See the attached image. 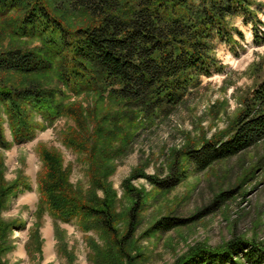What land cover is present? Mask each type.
Here are the masks:
<instances>
[{
    "label": "rangeland",
    "instance_id": "obj_1",
    "mask_svg": "<svg viewBox=\"0 0 264 264\" xmlns=\"http://www.w3.org/2000/svg\"><path fill=\"white\" fill-rule=\"evenodd\" d=\"M263 5L264 0H252L251 9L264 22ZM59 16L74 28L88 21L69 10ZM6 22L0 21V50L42 47L38 36L14 41ZM228 22L238 43L214 39L212 54L222 71L201 76L169 114L146 120L137 111L128 115L129 107L108 94L74 92L62 82L56 65L49 74L33 78L0 74L16 86L35 78L60 91L57 99L63 107L72 106L69 114L52 120L28 108L35 126L33 136L22 141L14 135L6 108L0 107L9 145L0 146V187L14 188L3 195L0 208V228L6 229L0 232L1 264H175L198 244L218 247L235 235L264 242V139L204 171H197L183 154L189 146L229 138L245 99L264 81V44L255 42L253 24L243 15ZM260 29L264 32L263 25ZM70 135L85 137L89 150L67 144ZM39 148L58 158L70 191L92 201L107 199L114 235L85 219L57 217L47 208L40 188L46 163ZM174 166L185 171L176 187L154 183L170 177ZM94 171L108 190L95 189ZM137 201L138 223L131 228L130 210ZM163 219L189 222L157 231L154 227Z\"/></svg>",
    "mask_w": 264,
    "mask_h": 264
},
{
    "label": "trees",
    "instance_id": "obj_2",
    "mask_svg": "<svg viewBox=\"0 0 264 264\" xmlns=\"http://www.w3.org/2000/svg\"><path fill=\"white\" fill-rule=\"evenodd\" d=\"M51 1L50 6L48 0H0V21L7 20L6 28L14 41L33 36L42 41L40 48L11 45L0 50V74L33 78L49 74L56 65L58 76L74 92L108 94L111 100L129 107L128 115L137 111L145 120L158 113L169 114L201 76L222 71L212 53L216 38L231 46L238 43L229 18L245 16L253 24L255 42L264 44L260 29L264 22L251 9L252 0ZM68 10L82 13L88 21L75 28L68 25L59 16ZM235 33L244 38L240 30L235 29ZM59 92L35 78L28 85L16 86L0 77V107L6 108L18 141L33 136L35 125L29 121L28 108L51 120L69 114L72 106H62L57 99ZM1 121L0 115V146L7 147ZM263 139L264 81L245 99L229 138L189 146L183 154L197 171H204ZM65 140L79 151L89 150L85 137L70 135ZM39 150L46 163L40 188L47 208L57 217L85 219L94 228L114 235V215L107 199L92 201L74 194L66 186L67 176L60 170L58 158L53 152ZM183 176L185 171L179 172L174 166L165 180L149 178L163 189H172ZM92 182L96 190H108L95 171ZM13 189L1 191L0 187V208L3 195ZM140 204L137 201L130 210L131 228L138 223ZM188 222L163 219L154 228L166 230ZM5 230L0 228V232ZM175 264H264V242L235 235L218 247L198 244Z\"/></svg>",
    "mask_w": 264,
    "mask_h": 264
}]
</instances>
